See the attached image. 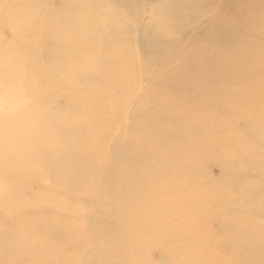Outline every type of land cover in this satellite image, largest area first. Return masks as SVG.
Masks as SVG:
<instances>
[{
  "label": "bare ground",
  "instance_id": "6f19581e",
  "mask_svg": "<svg viewBox=\"0 0 264 264\" xmlns=\"http://www.w3.org/2000/svg\"><path fill=\"white\" fill-rule=\"evenodd\" d=\"M178 2L165 0L143 25L139 18L148 7L131 0H0V79L3 75L21 74L35 82L41 80L43 66L58 64L61 68L52 80H47L51 82L45 91L41 85L33 88L21 83L31 98L38 94L49 97V109L36 110L30 100L23 98L20 126L13 130L6 128L7 116L0 113V159L11 160L15 175L12 184L0 187V264H24L27 259L33 264H144L139 257L144 250L141 244L125 239L137 232L132 231L136 226L128 218H135L134 211L153 209L149 208L146 195L166 191L169 184L165 176L184 172L195 155H206L200 147L195 148L198 137L205 132L198 130V124L191 119L204 110L207 114L220 108V115L226 110L221 102L195 103L191 97L209 98L214 94L216 80L230 73L236 75L243 70L241 62L247 58L255 62L259 79L254 85L258 91L246 103L257 106V113L264 111V63L260 65L264 59V32L248 34L257 46L254 52L245 50L238 56L237 51L223 49L231 44V39L237 49V37H225L224 45L218 40L212 54L204 49L194 64L187 65V59L183 62L175 57L169 69L182 68L180 74L176 72L170 78L165 71L153 72L155 68L165 69V53L169 48H179L182 37L188 35L183 24L196 23L195 18H190L194 14L184 15L188 21L173 15ZM45 11L53 15L52 24L43 25ZM69 16L73 18L70 23L64 20ZM19 17L29 22L19 26L24 35L39 39L37 50L5 51L3 28ZM259 28L264 31V25ZM135 33L139 35L140 54L129 58L134 52L131 41ZM11 54L14 58L8 57ZM37 55L39 59L34 62ZM199 71L206 80L192 87L191 74ZM166 79L169 85H165ZM147 81L150 83L145 86ZM165 87L169 88L166 91L170 90V97L179 95L181 100L175 104L171 103L172 98L165 100ZM61 91L73 100L71 108L56 106L55 96ZM165 108L175 113L171 125L162 123ZM251 118H247L249 124L254 121ZM261 124L264 126V122ZM182 128L193 133L190 140ZM258 131L263 133L259 138L252 129L246 134L252 136L250 140L263 142L257 145L260 153L244 154L238 162L225 165L231 190H226L227 198L223 200L215 194L209 196L206 206L213 210L209 216L192 214L198 210L207 212L198 204L192 205L191 210L184 208L186 204H182L183 208L180 204L170 208V196L167 198L165 216L174 215L181 208L186 210L189 228L195 227L193 233L197 236L203 232L205 241L189 257L168 255L165 264H264V127ZM77 134L92 144L90 151L79 152L73 139ZM251 161L259 165L258 177L262 179L256 186L248 185L252 171L245 166ZM23 162L38 180H23L18 170ZM42 176L51 178L55 190H69L71 195H77L74 198L81 203L79 217L88 222L86 226L70 221L64 229L49 231L41 224L30 205L50 195L41 194ZM12 196H21L26 210H19ZM62 208L57 215L58 224L71 217L68 204ZM159 212H163L161 203L155 205L154 217ZM116 215L122 221L115 222ZM216 220L222 225L217 234L212 229L198 231L201 223L208 227ZM159 223L163 225V220ZM188 231L185 236H192ZM44 243L45 247L40 248ZM165 249L176 253L167 246ZM97 257L101 258L100 263L96 262Z\"/></svg>",
  "mask_w": 264,
  "mask_h": 264
},
{
  "label": "rangeland",
  "instance_id": "374dc122",
  "mask_svg": "<svg viewBox=\"0 0 264 264\" xmlns=\"http://www.w3.org/2000/svg\"><path fill=\"white\" fill-rule=\"evenodd\" d=\"M131 1L141 7L143 5L148 7V10L139 18L140 23L144 25L150 21L152 11L157 9L165 0ZM177 1H180L181 3L178 2L175 9L176 11H173V15L183 21H188L184 20L187 19L184 15L189 16L194 14L193 16H190V18H195L196 23L193 25L190 21L183 24V28L187 31L188 35L182 37L181 46L179 48L168 49V53H165V69L155 68L153 69L154 73L158 74L165 71V75L170 73V78L176 72L179 74L180 72L182 73V68L179 70L169 69L175 57L179 58V60L184 59L183 62L188 60L189 63L187 65L194 64L196 62L194 59L199 57L204 49L207 50L208 54H212L211 51H214L216 48L218 40L224 45L223 38L225 37H237V49L234 48L232 39L230 40L231 44H227L223 49L237 51L236 54L238 56H240L245 50L254 52L257 48L253 41L248 38V34H260L264 32L259 28L260 24L264 25V0ZM4 3L6 4L7 1H4ZM12 13L13 12H11V14ZM14 13H16V11ZM245 13L248 14L245 15ZM43 14V25L52 24L54 22L53 15L50 12L45 11ZM106 19H110V16H107ZM64 20L70 23L73 21V18L69 16ZM94 20H96V18ZM4 23L6 24V22ZM28 24V20L22 17H19L18 21H14L11 25L6 24V28H3V46H5V51L19 52L20 50H37L39 39L36 37L25 36L24 32L19 28L21 25L27 26ZM133 28H136V26L133 25ZM131 42L134 52L133 54L128 55L129 58L140 54L138 33L133 35ZM166 48L168 47H165V49ZM46 55L48 54H44V56L47 57L45 59H49V56ZM11 56L14 55L11 54L8 57L14 58ZM171 56H173V58ZM6 57L7 53L5 52L4 59ZM40 57L43 58V56ZM36 59H39V55L33 57L34 62ZM185 59L187 60L185 61ZM33 60H31V64H33ZM263 63L264 59L260 62V65ZM219 65L222 67L224 66V64L221 63H219ZM241 65H243V70L237 72L236 75H231L230 73V76H224L225 78H222V80H216L213 86L214 94L209 98H206L204 95L191 97L195 103L198 102L205 104L212 102L215 104L216 102H221L223 103L222 107L226 109L224 113L221 112L220 115V108H216V106L213 108V110L215 108L217 110L215 113L211 111L209 112L211 114H205L206 111L204 110V112L202 111L199 113V116L191 119L192 121L195 120L194 124H198V130L202 129V131L205 132L198 137V142L196 143L195 148L200 147L204 153L206 152V155L203 157L200 154L198 156L195 155V157L190 160L192 163L189 164V167L184 169V172L177 173L170 178H166L165 176V182L169 184L168 189L166 191L164 190L161 194L154 191L153 193H147L146 195L150 200L149 208L151 209L152 207L153 209L139 210L138 212L134 211L135 218L133 220L128 218V220L136 226L132 228V231L136 229L137 232L135 234H129V237L125 239L129 243L141 244L144 250L142 256H138L141 257V259H144V264H165L167 259L165 257L168 255L172 257H189L193 253V249H197V246H201L205 241V238L202 236L203 232H199L201 236H197L193 233V229L196 233V228H189V213H187L186 210H182L184 207L182 204H186L184 208L190 210L194 209L192 205L198 204V206L202 207L201 210H207V212H200V210H198L196 211L197 213L193 212L192 214H196L198 217L200 214L205 217L209 216L211 211H213L206 206L209 196L211 197L215 194V196H218L223 200L224 198H227L226 190H231L229 185L231 180L228 178V171L225 165L228 162H238L244 154L249 156L253 154L258 155L260 153L257 145L263 144V142L260 143V141H256V139L250 140L249 138L252 136L248 137L246 134L247 131L252 129V131L255 130L257 135H259L258 138L263 135L258 129L264 127L261 124V121L264 122V111L260 110V113H257V110H259L257 106L252 107L250 106V103L247 104V101L258 91L254 86L258 83L259 79V77H257V66L252 59L247 58L243 61V64L241 62ZM45 66H43L44 68L39 76L41 80L35 79V82L32 81L34 78L26 79L21 74H13V76L3 75V80L0 79V113L7 116L8 124L6 128H9V130L16 129L20 126V113L23 111L22 108H24L21 106L20 102L23 98L30 100L31 106L36 110L44 111L50 108L49 97L47 98L45 94H38L31 98L30 94L24 92L23 87L21 86L22 82L26 83V86L27 84L31 85L33 88L41 85L42 90L45 91L51 82L47 80H52L54 75L61 71L58 64ZM185 70L186 69L184 68V72ZM253 70L256 71L253 73ZM204 79V73L199 71L198 73L191 74L189 81L193 87L194 84H201ZM196 81L198 82L196 83ZM149 83L150 82L147 81L145 86ZM165 85H169L167 79L165 80ZM166 89L169 88L165 87V100L167 98H172V104H175V101L178 102L181 100V96L179 97V95L176 97L174 95L170 97V90L166 91ZM261 96L264 97V92ZM191 98L188 102H191ZM155 102L156 101L151 105ZM226 103H228L227 105L229 106H227ZM229 103H235L238 107L236 108V106H232ZM55 104L59 109H69L74 105V102L68 94L61 91L55 96ZM91 105L94 104L91 103ZM187 109L190 111L189 108ZM194 110L195 109L193 108L191 111ZM127 111L130 112V108H128ZM253 115L255 117H253ZM249 116H252L251 119L254 120L250 124L247 119ZM31 122H34V119H32ZM174 122L175 113L170 108H165V113L162 115V123L165 125H171ZM187 129L188 128H182V131H187ZM192 134L191 131H187L188 138L192 137ZM73 139L74 142H76L80 153H86L92 149V144L88 142L85 136L77 134ZM27 168L28 166L24 162L18 166V170L21 172L23 180H38L37 176ZM245 169L252 171L248 180L249 186H256L257 183L261 182L262 179L258 177V164L251 161L249 165L247 163ZM14 176L11 160H8L6 157L1 158L0 187L12 184ZM39 189L41 190V194L49 193L50 195L48 197L45 196L44 199L36 200L31 203L30 208L41 224L49 231H54L58 228L64 229L70 221L77 222L78 226H86L88 224L86 220H82L81 216L79 217L80 214L78 209L80 208L81 203L74 198L77 195H71L69 190L65 192L63 190H55L51 178L46 176H42V182L40 183ZM21 190L25 189L21 187ZM218 193L220 195H218ZM163 196H165V199ZM169 196L170 200L167 199ZM11 198L19 210H26L27 207H25L21 196H12ZM127 199L128 196H125L124 200ZM168 200L170 201V204H168L170 208L176 207L179 204L182 207L177 210L174 215L169 217L165 216V203L167 205L166 201ZM157 203H161L163 212H159V214H156V217H154L153 211ZM66 204H68L71 217L69 220H66L67 222L63 221L58 224L57 215ZM168 205L167 207H169ZM203 206H206L207 208L203 209ZM160 219L163 220V225L162 223H159ZM22 220L23 219L20 221L22 222ZM118 220L122 221V217L116 215L114 221L118 222ZM134 222H136L137 225ZM158 225L162 226L165 231H161ZM221 226V222L217 220L208 227L201 223L198 225V231L207 229V231L210 232L212 229V231L215 232L214 234H217L221 231ZM187 231L192 234V236H185ZM45 245L46 243L42 244L40 248H44ZM165 246H167L170 251H172V249L175 250L176 253L166 252ZM260 251L261 249L259 250V253ZM55 252H57V250H55ZM96 262L100 263L101 258L97 257ZM24 264L33 263L30 259H27L24 261Z\"/></svg>",
  "mask_w": 264,
  "mask_h": 264
}]
</instances>
